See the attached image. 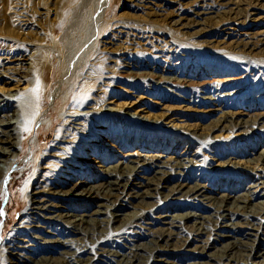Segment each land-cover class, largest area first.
Instances as JSON below:
<instances>
[{
  "label": "bare ground",
  "instance_id": "6f19581e",
  "mask_svg": "<svg viewBox=\"0 0 264 264\" xmlns=\"http://www.w3.org/2000/svg\"><path fill=\"white\" fill-rule=\"evenodd\" d=\"M103 6V1L97 3L95 13ZM202 14L199 6L191 12L193 18ZM260 39L264 42V29ZM142 67L126 68L141 74ZM39 69L36 55L0 60V196L19 160L30 158L25 153L27 140L43 118L44 97L35 91ZM263 74L254 81L264 84ZM89 79L64 100L70 104L58 113L61 123L38 153L41 161L33 174L29 203L5 238L0 260L10 264H210L218 257L217 264H264V87L253 97L238 87V80H220L213 89L219 91L218 97H200L199 106H219L223 98L235 99L238 94L246 95L239 105L242 110L209 108L205 113H220L204 133L196 124L187 123V116L172 113L174 107L167 104L177 103L178 111L185 113L192 107L188 105L198 103L190 98L174 100L154 93L157 99L149 103L142 88L119 86L117 91L98 77ZM190 79L183 75L178 80L187 83ZM162 80L170 83L172 79ZM244 107L262 111L254 114V120L244 121ZM52 111L41 122L43 128L55 123ZM255 123L262 126L261 136L255 135L247 148L244 142L251 133L243 130ZM154 135L159 141L152 143ZM206 138L204 147L201 140ZM35 140L29 142L30 153L36 151L39 135ZM219 143L231 149L213 150ZM259 147L262 150L256 152ZM202 149L211 151L212 157ZM199 161L203 165L210 161L213 165L206 170L213 168L219 175L231 168L247 175L242 191L212 190L204 174L188 175V168ZM160 197L163 201L209 202L211 213L195 209L170 214L168 210L144 217L145 209L131 211L140 205L150 209ZM140 237L146 242L138 244Z\"/></svg>",
  "mask_w": 264,
  "mask_h": 264
},
{
  "label": "rangeland",
  "instance_id": "374dc122",
  "mask_svg": "<svg viewBox=\"0 0 264 264\" xmlns=\"http://www.w3.org/2000/svg\"><path fill=\"white\" fill-rule=\"evenodd\" d=\"M102 1V10L95 13V5ZM224 3L222 0H0V60L5 57L12 60L38 56L40 69L36 72V78L39 86L35 91L44 97L40 105L43 118L33 126L26 144L25 153L30 158L24 156L19 160L10 182L3 188L4 194L0 196V249L29 203V194L34 187L33 174L37 172L41 161L38 153L44 150L61 123L58 113L66 111L70 104V101L64 100L78 93L89 78L98 77L108 87L112 86L113 90L119 86L142 88L146 91L149 103L157 99L152 95L154 93L174 100L190 98L198 103L188 105L192 106L191 111L185 113L178 111L177 103H166L174 107L172 113H177L181 118L187 116L186 122L196 124L204 133L209 131L211 123L220 113H205L209 108L220 107L223 112L242 110L239 105L244 96L255 97L259 94H255V91L263 88L264 84L260 85L254 80L264 73V42H260V31L264 29V0H224ZM197 6L203 8L204 14L193 18L191 12ZM128 65L145 67L140 68L141 74H131L126 68ZM183 75L192 81H179ZM169 77L172 79L171 84L162 80ZM228 78L238 80V87L243 86L246 95L238 97L236 94L235 99L223 98L219 106H199L200 97H218L219 91L214 92L213 89L220 80ZM226 82L232 83V80ZM94 87L99 85L93 84ZM120 90L118 88L117 91ZM232 103L239 108H232ZM243 109L247 113L241 116L244 121L254 120V114L262 111ZM50 111L53 112L55 123L46 129L41 126V122H44ZM99 118L104 117L100 115ZM260 127V124L255 123V126L249 125L243 130L251 133L249 141L244 142L247 148L249 142L257 138L255 135L261 136ZM36 134L41 141L36 151L33 149L30 153L29 142L35 140ZM150 139L152 143L159 141L156 135ZM201 142L206 147L208 140L206 138ZM224 147H228V144L219 143L212 148L219 150ZM261 150L259 147L256 152ZM202 151L206 152L205 149ZM206 154L208 157L213 155L211 151ZM28 162L29 167L26 165ZM202 163L199 161L188 168V175L204 174V182L212 190L225 189L231 194L237 189L242 191L241 183H245L247 175L235 168L219 175L213 168L211 171L206 170L213 165L210 161H204V165ZM25 168L28 170L21 174ZM161 199L158 202L154 200L150 209L140 205L131 211L145 209L141 211L144 217L168 210L178 214L195 209L204 215L211 213L209 202ZM139 241L137 243L142 244L146 239L140 237ZM213 251L214 248L207 252ZM217 258L209 260L210 264H217ZM0 264L10 263L0 260Z\"/></svg>",
  "mask_w": 264,
  "mask_h": 264
},
{
  "label": "snow or ice",
  "instance_id": "6c2138e0",
  "mask_svg": "<svg viewBox=\"0 0 264 264\" xmlns=\"http://www.w3.org/2000/svg\"><path fill=\"white\" fill-rule=\"evenodd\" d=\"M27 131V129H25Z\"/></svg>",
  "mask_w": 264,
  "mask_h": 264
}]
</instances>
